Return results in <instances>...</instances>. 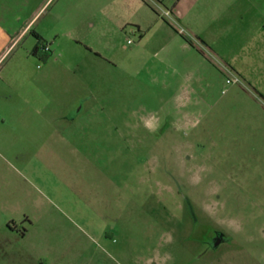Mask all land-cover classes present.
Instances as JSON below:
<instances>
[{"label": "rangeland", "instance_id": "374dc122", "mask_svg": "<svg viewBox=\"0 0 264 264\" xmlns=\"http://www.w3.org/2000/svg\"><path fill=\"white\" fill-rule=\"evenodd\" d=\"M49 11L0 67V264H264V60Z\"/></svg>", "mask_w": 264, "mask_h": 264}, {"label": "crops", "instance_id": "0c3cea01", "mask_svg": "<svg viewBox=\"0 0 264 264\" xmlns=\"http://www.w3.org/2000/svg\"><path fill=\"white\" fill-rule=\"evenodd\" d=\"M144 7L154 13L152 26L158 29L151 32L153 38L164 36L161 34L162 25L175 28L174 22L187 28L192 36L202 38L205 42L212 41L211 44L232 43L243 37L245 45L236 54L243 55L244 61L264 60V0H0V67L28 35L35 39L37 36L43 39L55 36L49 31L51 27L39 26L47 9H50L47 14L50 22H55L58 17L74 20L77 14H84L94 27L97 23L117 22V17H121L125 8L137 11ZM162 12L169 14L172 22L160 20ZM69 23L73 24L72 21ZM52 26L56 28V23ZM147 27V33H150L151 27ZM138 29L140 37L144 38L146 33L142 25H138ZM202 43V46L211 50ZM49 48L51 52L52 46L49 45ZM200 50L201 53L205 52L202 47ZM243 71L247 77L252 75ZM0 98L9 101L13 96L2 90Z\"/></svg>", "mask_w": 264, "mask_h": 264}, {"label": "trees", "instance_id": "16d2710c", "mask_svg": "<svg viewBox=\"0 0 264 264\" xmlns=\"http://www.w3.org/2000/svg\"><path fill=\"white\" fill-rule=\"evenodd\" d=\"M37 39L38 42L35 45L34 49L32 50V53L38 57L46 59L50 55V50L49 51L45 50V46L47 45V43L40 36H37Z\"/></svg>", "mask_w": 264, "mask_h": 264}, {"label": "built area", "instance_id": "2783aa9c", "mask_svg": "<svg viewBox=\"0 0 264 264\" xmlns=\"http://www.w3.org/2000/svg\"><path fill=\"white\" fill-rule=\"evenodd\" d=\"M45 50H47V51H49V50H50V48H49V45H48V44L45 46Z\"/></svg>", "mask_w": 264, "mask_h": 264}]
</instances>
